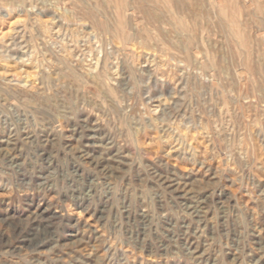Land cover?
I'll return each instance as SVG.
<instances>
[{"label": "rangeland", "instance_id": "374dc122", "mask_svg": "<svg viewBox=\"0 0 264 264\" xmlns=\"http://www.w3.org/2000/svg\"><path fill=\"white\" fill-rule=\"evenodd\" d=\"M163 1L0 0V264H264V0Z\"/></svg>", "mask_w": 264, "mask_h": 264}, {"label": "bare ground", "instance_id": "6f19581e", "mask_svg": "<svg viewBox=\"0 0 264 264\" xmlns=\"http://www.w3.org/2000/svg\"><path fill=\"white\" fill-rule=\"evenodd\" d=\"M156 1H158V0H156ZM163 1V0H162ZM167 1V0H166ZM166 1L164 2L165 4H166ZM169 1V0H168ZM171 1V0H170ZM173 1V0H172ZM176 2H178V1H176ZM182 2V1H181ZM169 3V2H168ZM168 3H167V5H168ZM171 4V3H170ZM169 4V5H170ZM119 7V6H118ZM118 7L116 8V10L118 9ZM122 8V7H121ZM122 10V9H121ZM121 10H119V11H121ZM123 11V10H122ZM117 12H118V10H117ZM230 12V11H229ZM121 13V12H120ZM122 13H124V11L122 12ZM169 14V13H168ZM239 15V14H238ZM116 16V15H115ZM123 16H125V15H123ZM174 16V15H173ZM117 21L115 22L117 25L116 26H118L120 29H122L123 30V26L125 25V21H124V17L122 18V17H120V15L118 16L117 15ZM116 18V17H115ZM126 18V17H125ZM126 20V19H125ZM234 22V21H233ZM113 23V22H112ZM235 24V23H234ZM232 25V24H231ZM125 28L127 27V26H124ZM235 27H237V26H235ZM118 32V31H117ZM235 32V31H234ZM238 32H240V31H238ZM119 34V33H118ZM148 36V35H147ZM239 36V35H238ZM240 36H242L241 35V33H240ZM239 36V37H240ZM244 36V35H243ZM126 39V38H125ZM242 39V38H241ZM244 43V42H243ZM248 61V60H247ZM105 64V63H104ZM104 66V65H103ZM105 71V70H104ZM110 74V73H109Z\"/></svg>", "mask_w": 264, "mask_h": 264}]
</instances>
